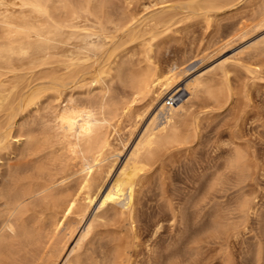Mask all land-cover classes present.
Masks as SVG:
<instances>
[{
  "label": "bare ground",
  "instance_id": "bare-ground-1",
  "mask_svg": "<svg viewBox=\"0 0 264 264\" xmlns=\"http://www.w3.org/2000/svg\"><path fill=\"white\" fill-rule=\"evenodd\" d=\"M115 1L0 0V264H127L130 241L122 231L126 225L136 230L137 204L149 171L165 151L198 139L201 117L188 119L196 101L221 105L230 99L228 67L241 53H264L263 34L203 73L187 72L186 59V64L181 59L160 64L151 54V39L183 16L210 20L246 0H164L142 16L129 1ZM258 5L252 16L233 21L224 37L218 29L223 38L204 49H218L260 28L264 0ZM229 35L240 37L231 41ZM133 42H146L144 64L121 60L124 45ZM208 52L199 57L200 65L214 57ZM248 71L260 73L261 67ZM219 73L221 80L215 78ZM180 92L179 101L167 107L168 96ZM125 121L129 127L122 136ZM240 138L234 136L210 176L201 174L203 199L214 200L218 190L231 186L237 188L232 201L206 217L198 198L196 218L204 220H197L201 225L192 233L187 229L186 248L176 245L163 264H187L203 252L209 237L217 239L221 264H232L229 240L256 210L255 195L246 186L258 164ZM156 189L158 211L165 204L176 217L164 183L159 181ZM106 223L114 229L99 230ZM67 248L71 253L63 260ZM252 253L255 264H261L264 244Z\"/></svg>",
  "mask_w": 264,
  "mask_h": 264
},
{
  "label": "rangeland",
  "instance_id": "rangeland-1",
  "mask_svg": "<svg viewBox=\"0 0 264 264\" xmlns=\"http://www.w3.org/2000/svg\"><path fill=\"white\" fill-rule=\"evenodd\" d=\"M121 1L125 2V0ZM121 1L118 0V2H115L119 4L123 3ZM162 1L164 0H126V2L130 4V9L136 12L137 16L145 15L146 12L151 10L152 7L154 8V6L155 8L156 6L159 7L163 3ZM126 2L124 4H126ZM261 2L263 3V0H261ZM262 3H260V0H246V2L244 1L240 3L237 6V9L233 8L232 12L222 16L209 18L210 20H206L202 17L184 18L185 16H183V14H178L177 18H179V15L180 18L183 16L180 21L178 20L177 23L169 29L164 30L158 36L150 40L153 44L151 54L156 61L163 65L174 61L179 62L178 60L181 59V61L184 60L183 62L185 64L187 62L188 66L182 65L187 69V72L191 69L192 70L190 72H195V74L203 73L204 70V72H206L207 70H210L211 66V68H213L223 62L226 58H231L234 55L236 56L237 51L242 50L241 48L245 47L246 44H249L250 41L257 39L264 34V24H262L264 22H262L259 24L260 28L256 29L255 27L247 33L248 35L246 34L245 36H242L245 38L237 36L240 37V39L238 38L239 40L236 39L238 43L234 40L232 43L229 42L231 44H227L223 47L221 45V49L220 47L218 49H214V45H212L214 47L209 45L213 48V50L212 48H209L212 51L204 49L207 48L208 43L213 44L211 42H216L223 38V35L227 32L228 28L232 26L233 21L236 22L241 17L252 16V14L255 13L254 10L257 9V5L259 4V9ZM217 30L222 31L223 34H221V32H219V34L223 37L220 38L217 36ZM251 33L253 34L250 35ZM249 35L251 36L250 38ZM215 36L216 38H213ZM231 37L235 39L236 36L231 35L229 38ZM212 38L215 40L213 41ZM232 38L230 39L231 41L233 40ZM241 40L244 42H239ZM145 43L142 44L139 42H133L125 44L124 48L126 49L122 54L121 60L124 59L126 61V58H129L127 61L132 59L130 61L137 63L138 59H140L141 64H144L143 59L146 56L147 46ZM218 44L219 42L216 46ZM229 45L233 46L230 47ZM202 50L203 52H201ZM215 50H217V53ZM207 52L209 57H211L210 55H213L214 57L212 56V59L208 58V61L206 60V62L204 61V63L200 65L201 60H199V57ZM192 54H195L193 59L191 56L189 58V55ZM196 54L198 55L196 56ZM244 54L245 52L241 53V58L235 64H231L228 67L229 83L232 87V95L230 99L221 105L214 104L208 99L206 101L200 99L196 101L191 108L188 119H192L194 116L201 117L199 128L200 132L198 131L199 133L197 137L198 139L187 146H181L179 148H173V150L170 149L169 151H165L154 165L155 167L153 166L151 169L154 171H149L147 182L143 187L140 194L141 198L137 204L138 213L136 216V230L133 233L129 231V226L126 225L123 227L122 231V234L127 236L130 241L127 264H163L165 260L164 257H167L171 252H173L176 249L175 246L177 245L178 247L179 243L182 246L179 245L180 248L178 249L187 245L186 239L190 236V233H192L195 229H198L196 227L201 225L198 221L200 222L202 217L196 218L198 212L205 209L203 210L205 212H201V216L204 213L206 214V217H208L209 213L206 212H209L210 210L213 211L214 209L221 208L223 206L225 207L232 201L235 195L234 191L236 193L237 188L235 187L232 189L233 187L231 186H226L222 190H218V192L214 191L216 192V197L214 196L215 193L212 192L210 194V198L214 196V200L208 199V197L206 198L207 200L203 199L202 196L204 194L202 191L204 190L205 180L203 181L202 176L207 178V176H210L207 174H211L215 170L212 167L215 166L217 168L218 165L221 164L224 158L222 156L226 155L228 149L230 148V143L235 135L241 137L239 140L249 146L251 155H253L254 160L258 164V170L256 169L253 174V180L251 179L249 182L250 184L248 183L246 186L247 190L249 188V191L255 195L256 210L254 213L252 212L250 214V218L247 219L248 222H246L247 224L244 229L241 228L243 230H240L236 236L230 238L228 250H230L229 252L231 253L230 257L232 258L230 259L232 264H255V259L252 256L253 249L259 243L262 245L264 244V53L254 57L246 56L247 53L245 55ZM197 65H200V67ZM259 67H261L260 73L248 71L249 68ZM194 68L196 69L194 70ZM215 78L217 80L222 79L220 73L217 74ZM114 84H116V82H113V85ZM116 85L117 88L121 89L119 83ZM187 96L188 95H185L184 98ZM137 104V106H140L139 103ZM127 122L128 121H125L120 128L128 129L127 127H129V123ZM124 125L126 127H123ZM142 126L143 123L139 128H142ZM124 129L122 130V136H124V133L126 132ZM219 156L221 159H219ZM186 166L188 170L185 168ZM190 168L195 171V174ZM200 169L202 171H200ZM181 172H187L186 174L188 179L187 176H185V173L182 174ZM160 178L163 180L161 181ZM159 181L164 183V187L167 190V196L172 199L171 201L175 210L174 212H176V217L173 216L172 211H170V208L165 206V204L161 207L162 209L160 212L157 209V201L154 194L158 191L156 187ZM195 187L200 190V192L198 190L197 192H199V194L201 193V196H199L198 193H195ZM191 197L197 200L198 198H202V201L206 202V204L204 202H199L200 200L195 203V199H192ZM189 198H191L190 201H194H188ZM186 200L190 203L188 204ZM209 200L211 201L210 204H208ZM226 202L227 204L223 205ZM197 203L201 205V210L196 208L198 205ZM214 204L216 206H214ZM188 207L191 208L188 209ZM139 212L142 213L141 216L139 215ZM183 212H185V214ZM189 214L192 215L190 216ZM193 215H196L194 216L195 218ZM181 216H185L184 219L186 220L182 219ZM191 217L196 219L194 220L196 222H191L193 221ZM106 229H114V227L111 223H106L105 225H101L99 227V230L101 231ZM187 229L190 231L189 234H187ZM79 236L80 232L77 231L76 236L73 237L74 240L72 239V242L69 243V249L71 251L73 250L72 247H75L76 243H78L77 240H79ZM212 238L213 237H209L208 240L205 239L206 242H209L206 243L204 241L202 243L203 250L202 248L201 250L203 252L200 250L201 253H199V256L197 255L198 257H190L192 259L190 260V258H188V261L185 263L221 264L220 256H218L219 245L216 241L217 239L214 240L215 238ZM185 248L183 247V249ZM69 249L67 248L65 251L67 254H65L63 260H66V257L69 256L68 254L71 253ZM216 249H218V251ZM263 261L264 260L262 259L261 264L264 263ZM62 262L64 261H61V264Z\"/></svg>",
  "mask_w": 264,
  "mask_h": 264
},
{
  "label": "built area",
  "instance_id": "built-area-1",
  "mask_svg": "<svg viewBox=\"0 0 264 264\" xmlns=\"http://www.w3.org/2000/svg\"><path fill=\"white\" fill-rule=\"evenodd\" d=\"M182 92H180L179 95H173V96H168V98L166 99V106L167 107H171L173 106L175 103H177V101H179L180 97L182 96Z\"/></svg>",
  "mask_w": 264,
  "mask_h": 264
}]
</instances>
